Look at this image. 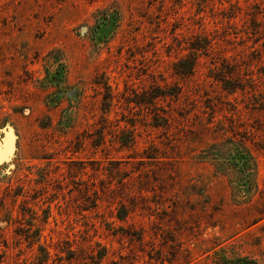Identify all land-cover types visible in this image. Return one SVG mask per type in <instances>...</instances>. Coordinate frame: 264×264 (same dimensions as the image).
I'll list each match as a JSON object with an SVG mask.
<instances>
[{
	"label": "rangeland",
	"instance_id": "374dc122",
	"mask_svg": "<svg viewBox=\"0 0 264 264\" xmlns=\"http://www.w3.org/2000/svg\"><path fill=\"white\" fill-rule=\"evenodd\" d=\"M6 139L0 264H264V0H0Z\"/></svg>",
	"mask_w": 264,
	"mask_h": 264
},
{
	"label": "trees",
	"instance_id": "16d2710c",
	"mask_svg": "<svg viewBox=\"0 0 264 264\" xmlns=\"http://www.w3.org/2000/svg\"><path fill=\"white\" fill-rule=\"evenodd\" d=\"M190 72V71H188ZM210 158L214 159L216 165L225 170L227 168L235 169L239 172H246L254 167L249 152L242 145L231 144L224 150L212 146Z\"/></svg>",
	"mask_w": 264,
	"mask_h": 264
},
{
	"label": "water",
	"instance_id": "95a60500",
	"mask_svg": "<svg viewBox=\"0 0 264 264\" xmlns=\"http://www.w3.org/2000/svg\"><path fill=\"white\" fill-rule=\"evenodd\" d=\"M12 147H13V141L10 139L9 140L6 139L5 143H4V147H3L4 149L0 154V161L8 158V155H9Z\"/></svg>",
	"mask_w": 264,
	"mask_h": 264
}]
</instances>
